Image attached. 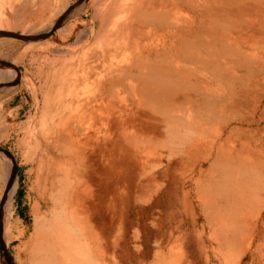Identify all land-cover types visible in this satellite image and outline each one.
I'll use <instances>...</instances> for the list:
<instances>
[{
  "label": "rangeland",
  "instance_id": "374dc122",
  "mask_svg": "<svg viewBox=\"0 0 264 264\" xmlns=\"http://www.w3.org/2000/svg\"><path fill=\"white\" fill-rule=\"evenodd\" d=\"M217 3L191 0V8L167 9L165 0H0V78L8 73L2 69L9 75L21 69L25 77L20 115L9 128L0 124V143L15 164L0 146V210L14 186L0 218V241L13 264H264V194L257 212L252 208L251 237L237 260H223L214 237L215 216L264 193V3L249 33L230 37L249 56L250 69L237 53L201 51L213 62L208 66L181 57L180 32L195 31L198 14L202 25L214 22L207 5ZM56 23L50 33L33 29ZM239 23L224 22L231 29ZM164 61L189 76L180 95L189 96L181 108L187 127L175 137L165 128L156 133L155 117L144 109H156L154 97L167 87ZM94 91L101 92L96 99ZM202 94L218 101L215 110L205 107ZM64 119L89 135L80 162L57 148L63 141L57 123ZM93 148L110 177L95 171L93 179L84 177ZM54 159L60 176L50 168ZM79 185L90 189L83 199L90 230L61 213L64 243L84 244L64 246V254L59 248L60 258L41 244L37 227ZM0 264H7L1 253Z\"/></svg>",
  "mask_w": 264,
  "mask_h": 264
},
{
  "label": "crops",
  "instance_id": "0c3cea01",
  "mask_svg": "<svg viewBox=\"0 0 264 264\" xmlns=\"http://www.w3.org/2000/svg\"><path fill=\"white\" fill-rule=\"evenodd\" d=\"M26 1V0H25ZM140 1V0H138ZM166 4L162 5V8L172 9L176 7L180 8H191L193 5H191V0H178L179 4L176 5L177 0H165ZM260 0H220V4H209L207 5L209 10L211 12L215 13V21L208 22L207 26L202 25L205 20L203 15L198 14L201 19V23L195 31H192L191 29H183L180 34V38L182 42L184 43L183 51L181 52V57L185 60H193L198 65H213L212 61H207L201 56V51H209V53H213L215 51H220V53H224L225 56L231 57V53H237L238 57H241L240 62L245 63L247 65V69H250L251 67V61L249 56L245 53L243 50V47H241L238 43L233 42L230 37L232 36V33L240 34V33H249V29L247 27L254 26L252 17L254 15H258L257 10L259 9L261 13L262 7L258 6V3H264V0H261L262 2H259ZM114 7H121V4L118 2H114ZM127 9V7L124 5L122 6V10L124 11ZM202 13V12H201ZM53 14V13H52ZM51 14H48L41 19L40 22H45L49 19ZM160 16L157 15L156 18H159ZM167 17V16H165ZM154 18V17H152ZM164 18V17H163ZM235 20H240L243 24L239 23L238 26H236L234 29L229 28L224 22H229ZM156 24H160L161 20H156ZM153 24H155V21H153ZM161 25V24H160ZM242 28V30H241ZM203 29V30H202ZM231 29V30H230ZM253 29V28H252ZM234 30L235 32H233ZM1 32V29H0ZM203 34H208L213 37L211 42H206L203 38ZM137 38V36H136ZM137 40V39H135ZM132 45L139 46V42L132 40ZM213 42V43H212ZM215 43V45H214ZM1 44V40H0ZM145 47V46H144ZM143 47V48H144ZM147 55L153 57V51L147 47ZM203 55V54H202ZM166 66L167 70V76H166V82H168L166 89L161 91L159 94L155 95V99L159 102V106L154 109V107L144 108L147 111H150L151 115H154L156 120V127L155 132L158 134L163 133V129H167L170 131L171 137H175L182 128L187 127V123H185L182 120L183 115L185 114L186 109L182 108L184 104L189 100V96L180 97L181 95V89L187 87V78L189 76L187 74L179 73L178 70L174 67V65L170 64L169 62H163ZM239 63V61H238ZM180 65V64H179ZM164 66V67H165ZM176 66V65H175ZM5 77L0 78V124L6 128H9L13 125L15 119L20 115L22 110V86L25 84V77L24 75H21V69H15L13 71L12 76H10L8 73L5 74ZM112 81L109 82L108 85H112ZM105 87V86H104ZM93 99H96L99 94H101L100 91H95L92 93ZM203 102L205 104V107L212 112L214 107H216V104H218V101H216L213 98H210L204 94H202ZM102 104V103H101ZM208 110V111H209ZM144 112L140 111V115H143ZM224 115V114H222ZM60 116V115H59ZM57 116V119L59 118ZM93 117L97 119V115L93 114ZM63 118V117H62ZM72 118V117H71ZM67 119V118H66ZM64 120H60V122L57 123L58 127V134L60 135L61 139H63L62 143L59 142V144H67L68 138L71 136L78 137L79 140H76V143L80 146L85 147L88 145V134L79 132L77 133L75 130H73V127L68 128V130L65 131V128L62 129V132L60 133L61 123ZM232 119H238V117H229L227 120ZM139 120L143 122L144 125H147V119L140 116ZM67 122V120H66ZM72 130V131H70ZM68 132V134L66 133ZM72 132V133H71ZM75 132L76 134H73ZM85 135V136H83ZM82 136V137H81ZM84 137V138H83ZM82 138V140L80 139ZM86 144V145H85ZM132 142H129L128 146L131 145ZM58 147V146H57ZM75 160H77L75 158ZM58 162L57 159H54V161L51 163V169L53 172H56L55 175L60 176V173L58 172V167L56 168V163ZM115 162H112L114 164ZM92 164L97 165L96 168L92 166ZM87 174L84 175V177L93 179V172L95 171V174H101L105 178L110 177L109 172H107V168L105 166H102L98 162V158L95 157V149H90L88 151V158H87ZM218 192H216L215 195H217ZM264 194V193H263ZM262 194V195H263ZM220 196V195H219ZM262 200V196L261 199ZM251 201V200H250ZM261 204V201L258 204V207L255 209L256 212L259 209V205ZM17 215V214H16ZM222 215V214H219ZM218 216V215H217ZM216 218V216H215ZM214 218V222H215ZM37 234H39L40 237H38L41 241V244L43 246L48 247L49 249L55 251L57 253V257H64V249L62 246L55 244L53 238L54 236L50 233H45V231H39ZM47 238V239H46ZM73 239V238H71ZM84 244V243H83ZM83 244L80 245V247L83 246ZM59 248L61 252L59 251ZM62 248V249H61ZM67 251L69 249H72L71 247H65ZM79 248V247H77ZM70 253V252H69Z\"/></svg>",
  "mask_w": 264,
  "mask_h": 264
},
{
  "label": "bare ground",
  "instance_id": "6f19581e",
  "mask_svg": "<svg viewBox=\"0 0 264 264\" xmlns=\"http://www.w3.org/2000/svg\"><path fill=\"white\" fill-rule=\"evenodd\" d=\"M24 41L26 42L27 40H24ZM2 70L7 71L9 74H11V72L7 69H2ZM10 76H12V75H10ZM66 123H67L66 120L61 123V128L59 130L60 133L62 132V129H64V128H65V131L68 130L69 125H67ZM68 124H70V123H68ZM70 131H72V130H70ZM66 133L68 134V132H66ZM73 134H76V133L73 132ZM76 136H79V135H76ZM76 136L73 135V136L69 137L67 144H64V145L59 144V145H57L58 146L57 148L63 147V150L61 151V153L65 152V153H67V155H69L70 158H71V156H74L77 160H79L81 157V150H83L82 149L83 145L80 146V148H79V145L76 143V140H79V139ZM83 136H85V135H83ZM61 137H62V135H61ZM79 162H80V160H79ZM6 163H9V165L11 166V163L8 159H6ZM9 165L7 164V168H8V170H9V172L13 178L14 173H13L12 169L9 167ZM56 165L58 166L59 162H57ZM7 185H8V181H7ZM13 185H15L14 182H13ZM80 186L81 185H79L80 189L77 190L76 196L74 198L69 196V198H67L65 201H63V202L59 201L57 203V205L60 207V210L51 212L52 218H46L43 221L42 225L38 224L39 228L37 227V233L39 231H45V233L46 232L50 233L51 235L54 236L53 240H54L55 244H58L62 247L65 246V247H71L72 248L73 247L72 244H73L76 247L80 248L81 244H79V242H77L78 240L76 241L77 242L76 243L75 239H71V238L67 239V240H69V241H67L69 243V245H66L64 243V240L61 237L62 235H60V233H59L60 230L66 231L68 228V226L64 224V222L66 221L65 220L66 218H69L72 221L75 220V223L76 222L79 223L80 224L79 227H81V230H85V231L90 230V223L88 222V220L86 218V216H87L86 201L83 200L84 197H86L88 195V192L90 189L88 186H84V185L81 187ZM10 188H11V190L8 191L6 202H4L5 204L2 202L3 206L0 210V218L2 215L3 209L5 208L7 203L9 202L10 194L13 191L12 188H14V186H12ZM256 188H257V186H256ZM259 188L261 190H263L261 187H259ZM262 194H263V192L258 193V194H253L252 196H250L251 201L249 200L247 206H244L245 203L242 204L240 202V203L236 204L233 207V209L229 211L228 214H224V215L222 214V215L216 216L214 223L217 227L215 229L214 237L217 240L218 249L220 251V254L223 257V260L226 259V257L228 258V260H230L229 259L230 256L234 257L233 259H236L238 256H241L244 249L246 248V245L249 242V239H250L251 233H252L253 217H255V215L253 214L252 208L255 209L258 207V204L261 201L260 199H261ZM61 213L67 215V216H64V218H65L64 220H63V217H61ZM58 215H59V217H58ZM3 220L7 226L6 213H4ZM60 220H62V221H60ZM88 234H89V232H88ZM92 242H94V241L92 240ZM0 243H1V241H0ZM175 253L176 254H175V256H173L172 263H177L178 257L180 256L179 251H176ZM81 261L83 262V260H81ZM231 261H234V260H231Z\"/></svg>",
  "mask_w": 264,
  "mask_h": 264
},
{
  "label": "water",
  "instance_id": "95a60500",
  "mask_svg": "<svg viewBox=\"0 0 264 264\" xmlns=\"http://www.w3.org/2000/svg\"><path fill=\"white\" fill-rule=\"evenodd\" d=\"M73 4L74 3H71L70 5H69V9H68V11H67V14L69 15L70 14V10H71V8H72V6H73ZM57 27H59V24H53V25H51V26H49V27H40V26H38V27H35V28H33V29H38V30H40V32L41 33H50V32H52L53 30H55ZM24 31H26L25 29H24ZM24 31H22L20 34H19V37L21 38V39H25L26 38V35H27V33H25ZM0 146L4 149V151H6V153L8 154V156H9V158H10V160H11V163H12V168L14 169L15 168V164H14V158H13V156H12V154L10 153V151L6 148V147H4L1 143H0ZM2 197H3V195L1 196V198H0V202H1V200H2ZM0 253L2 254V256H3V258H4V260L6 261V263L7 264H13L12 263V261H11V257H10V255H9V253L7 252V250L2 246V244L0 243Z\"/></svg>",
  "mask_w": 264,
  "mask_h": 264
}]
</instances>
